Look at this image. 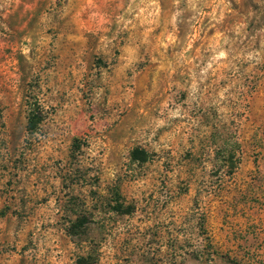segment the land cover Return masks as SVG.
<instances>
[{
  "label": "rangeland",
  "instance_id": "1",
  "mask_svg": "<svg viewBox=\"0 0 264 264\" xmlns=\"http://www.w3.org/2000/svg\"><path fill=\"white\" fill-rule=\"evenodd\" d=\"M87 253L264 264V0H0V264Z\"/></svg>",
  "mask_w": 264,
  "mask_h": 264
},
{
  "label": "trees",
  "instance_id": "2",
  "mask_svg": "<svg viewBox=\"0 0 264 264\" xmlns=\"http://www.w3.org/2000/svg\"><path fill=\"white\" fill-rule=\"evenodd\" d=\"M26 131L30 134L35 133L44 119V108L41 103L33 98L31 100H26ZM73 150L71 153V158L76 160L77 154L76 151L80 148V141L78 138H75L73 141ZM233 151L228 150L227 157L229 162V167H233ZM130 158L132 161L145 162L148 159V152L139 147H134L130 152ZM112 210L119 214H129L132 211L131 205H123V203L115 200V204L112 205ZM78 224L81 225L84 222V219H78ZM73 264H95V259L90 256V254H81L77 257L76 261Z\"/></svg>",
  "mask_w": 264,
  "mask_h": 264
}]
</instances>
